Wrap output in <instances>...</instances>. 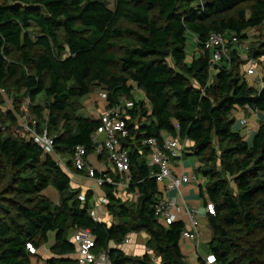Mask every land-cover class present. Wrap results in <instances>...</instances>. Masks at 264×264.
<instances>
[{"label": "trees", "instance_id": "1", "mask_svg": "<svg viewBox=\"0 0 264 264\" xmlns=\"http://www.w3.org/2000/svg\"><path fill=\"white\" fill-rule=\"evenodd\" d=\"M263 24L264 0H115L113 8L104 0H0V89L14 102L6 119L16 124L27 105L38 133L47 120L55 154L87 174L72 161L78 145L94 153L91 137L101 124V115L79 113L86 97L105 91L99 96L105 109L133 101L123 144L130 157L128 189L138 195L124 201L106 181L112 223L95 220L92 190L81 199L53 154L0 131V264H33L52 237L45 264H79L68 256L77 248L70 238L74 227L88 228L94 252L108 251L112 264H191L182 251L184 220L164 224L155 209L161 183L144 139L161 143L166 135L185 141L183 156L201 162L202 194L215 207L207 217V248L216 264H264V119L251 141L234 128L236 108L264 112V75L260 88L250 85L247 59L232 43H243L249 29ZM213 32L230 42L229 57L217 63L207 46ZM190 41L196 50L191 59ZM247 52L264 56V39ZM40 95L44 104L37 102ZM98 158L106 160L105 151ZM115 171L95 176L120 179ZM51 187L60 195L57 203L45 193ZM138 232L148 237L144 254L111 246Z\"/></svg>", "mask_w": 264, "mask_h": 264}, {"label": "built area", "instance_id": "2", "mask_svg": "<svg viewBox=\"0 0 264 264\" xmlns=\"http://www.w3.org/2000/svg\"><path fill=\"white\" fill-rule=\"evenodd\" d=\"M232 43L236 45L247 59V75L258 77L259 83L262 84V77L259 72V64L255 57L248 55L249 46L239 43L236 38H233ZM229 40L221 32H213L207 42V46L212 48L213 62L221 61L222 57H229ZM246 50V52H244ZM260 76V77H259ZM1 93L5 90L0 89ZM100 98L107 96L105 91L99 92ZM11 105V104H10ZM134 106L133 101L127 100L117 105L106 108L101 114V124L97 127L96 131L92 134V142L95 146L94 153L96 156L101 155L104 151L107 154L106 161H108L113 169L126 173L130 167V157L127 148L123 144V140L129 135L127 128L128 110ZM256 110V109H254ZM36 122L27 123L25 130L29 134L28 139H32L38 144L46 153L55 155L54 137L50 136L47 131L38 133L36 131ZM243 131L246 134L252 132L246 118L241 119ZM144 143L150 146L149 159L150 163L158 166V170L154 173L157 181L164 183V192H172L171 196L164 195L160 192L157 195L155 203L156 214L164 224H171L178 219L184 220V229L182 231V240L195 242L197 251L202 243L201 222L199 217V210L195 207L188 206L186 203L183 187L186 183L196 179V175L179 173L175 169V160L182 158L186 150L185 141L178 138L166 135L160 143L156 137H148L144 139ZM87 148L83 145H78L72 157L73 165L78 170H86V177L95 179V185L102 186L106 181L115 185L119 190L120 187H125L123 179L116 180L111 178H103L102 176H95L96 168L90 167L88 163ZM58 163L62 166L65 165V160L57 156ZM102 173V172H100ZM123 180V181H122ZM118 191V190H117ZM81 199L85 198V194L80 195ZM107 203V198L102 199ZM208 213H215L214 204L209 202L206 205ZM91 215L95 220H103L99 214V206L93 204ZM186 215V217H184ZM132 235H127L123 244L131 242ZM71 240L76 243L77 260L79 264H105L110 262L108 251L102 250L98 253L94 252L96 246L95 237L88 228L74 227L70 232ZM27 247L31 253H36L37 248L31 243H27ZM146 252L149 251L145 247ZM206 264H216V257L214 254H207L202 256Z\"/></svg>", "mask_w": 264, "mask_h": 264}, {"label": "crops", "instance_id": "3", "mask_svg": "<svg viewBox=\"0 0 264 264\" xmlns=\"http://www.w3.org/2000/svg\"><path fill=\"white\" fill-rule=\"evenodd\" d=\"M244 71L245 75L246 74V69H247V64L244 65ZM247 75L246 78L248 82L253 81L252 84L256 88H260L262 86L261 83L258 81V77L255 80L252 78H248ZM253 76V75H252ZM255 83H259L257 86ZM143 95V94H141ZM99 97V94H98ZM106 107L105 101L102 99L98 98V101H95L91 97V93L86 97L85 102H84V107L82 110H80V114L88 116V117H95L99 118L101 113ZM84 111V113H83ZM234 117H235V128L239 129L240 132H244L243 126L241 124V119L246 118L248 120V124L252 129V132L249 134L245 133V139L249 138V140H252L255 132L258 130L259 127V122L261 119H264V112H261L259 110H254L253 108L250 107H245V108H236L234 110ZM190 143V142H189ZM188 144V143H187ZM57 159V156H59L61 159L65 160V165H62L63 169L68 172L71 177H72V182L76 184V188L81 189V194H85L88 190H92L94 192L93 195V204H96L99 206V214L101 218H103V221H105L107 224L112 223V216L109 214L107 211L106 207V202H103V198H107L106 192L104 190L103 185L102 186H97L95 185V179L86 177V173L82 172H77L75 170L70 169L67 166V161L66 159L62 158L60 155L55 154L54 155ZM88 163L90 167H94L97 169V171L102 172V173H108L111 169L110 163L106 160H100L98 156L95 155V153L88 154ZM175 169L179 173H185V174H191V175H196V179L192 180L189 183H186L183 187V193L184 197L186 200V203L188 206L195 207L199 210V217H200V222H201V232H202V243L201 246L199 247V252L197 251L196 244L195 242L188 241V240H182V251L185 254L187 260L191 264H206L205 259L202 256H205L209 254L208 249H206V252L204 251L202 244L207 243L210 240L211 236V230L208 225V211L206 209L207 203L205 202V197L203 196L202 193H205V178L202 176L200 177L197 172L196 168L201 165V162L199 159L194 156V155H189V156H182L180 159H176L175 162ZM115 171L114 174H121L120 179L116 180H121L123 179L124 185L127 184L125 187H120L122 190H119L116 186L115 189L117 196L121 198L124 201H129V202H135L138 199V195L135 192L129 191L128 186H129V181H130V174L128 172L126 173H121ZM109 176V174H108ZM108 178V177H107ZM106 178V179H107ZM111 178V177H109ZM75 179V182L73 181ZM112 179V178H111ZM74 184V185H75ZM113 185V184H112ZM164 183L160 184V192H164ZM56 192V191H55ZM164 195L166 196H171L172 192H164ZM55 201L58 202V197L53 196ZM55 202V203H57ZM186 217V215H184ZM148 237L145 232H138V233H133L131 237V242L128 244H114L112 243V247H119L122 250H124L128 255L130 256H136V255H142L146 252L145 247L146 246V241ZM53 237L50 239L49 242L45 243L43 246L39 248V254L41 258L38 259L37 263L33 264H45V260L49 257L52 256V253L50 251V243H53ZM187 248L185 249V247ZM69 257L73 259H77V253L76 250L68 255ZM105 264H112L110 262H105Z\"/></svg>", "mask_w": 264, "mask_h": 264}, {"label": "rangeland", "instance_id": "4", "mask_svg": "<svg viewBox=\"0 0 264 264\" xmlns=\"http://www.w3.org/2000/svg\"><path fill=\"white\" fill-rule=\"evenodd\" d=\"M104 1H106V3L110 7H112V8L115 5V0H104ZM262 39H264V24L261 25L260 27L249 29L247 31V39L245 41H243V44L244 45H248L249 47L251 45L258 46L259 41L262 40ZM189 44H190V45H188V50H189V55H190L189 58L191 59V55H193V53H195L196 50H195V48L194 49L192 48V47H194V45H193V43L191 41H190ZM244 52H246V50H244ZM243 57L245 58L246 56L243 55ZM257 61H258V64H259V72H258V74H260L261 76H263L264 75V56L259 57L257 59ZM243 71H244V68H243ZM244 74H245V71H244ZM248 78H252L253 79L254 76L251 75V76H248ZM253 80H255V82L257 81L256 78H254ZM252 83H253V81L249 82V84H252ZM255 84L257 86L259 83H255ZM100 91H101V89H97L96 91H93L91 93V97L95 101H98V98H99L98 97V93ZM1 97H2V100L3 101L0 102V110L2 112V116L0 117V131L1 132H7V133L10 132L11 134H13L15 136H18L20 138L28 139L29 138V134L25 130V125L27 123L35 122V120L33 119V117L30 115V109L28 108L27 105H25V106L22 105L21 108H20V110H19L18 122L16 124H12L10 121H8L6 119V114L8 113V107L10 106V104L11 103H14L13 102V97L6 96L4 94ZM37 102H39L41 104H44V102H45L44 96L43 95H40L38 97V99H37ZM45 113H47V112H45ZM83 113H84V111H83ZM42 126L44 128H46L44 131H47L48 130V128H47V120H45L43 122V125ZM234 128H235V124H234ZM241 133L245 136V133L244 132H241ZM246 140L251 141V140H249V138H246ZM198 175L200 177L203 176L201 174H198ZM73 181L75 182V179H73ZM74 184H73L72 187L76 188V184L75 185ZM55 191L56 190L51 187V188H49L45 192L47 194V196L51 199V201L54 202V203L57 202V201H55V199L53 198V196H57L58 197V202H59V199H60L59 193L57 191L56 192ZM202 247H203L204 251L206 252V249H208L207 248V243L202 244ZM186 248H187V246L185 247V249ZM33 262L34 263H37L38 262L37 257H34L33 258Z\"/></svg>", "mask_w": 264, "mask_h": 264}]
</instances>
